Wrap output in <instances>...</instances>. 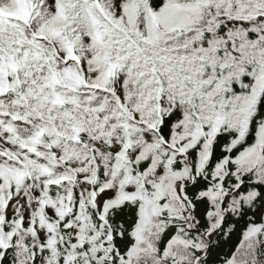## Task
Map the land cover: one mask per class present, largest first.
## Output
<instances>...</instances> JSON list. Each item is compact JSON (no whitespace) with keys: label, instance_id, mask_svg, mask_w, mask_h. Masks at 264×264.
Instances as JSON below:
<instances>
[{"label":"snow or ice","instance_id":"obj_1","mask_svg":"<svg viewBox=\"0 0 264 264\" xmlns=\"http://www.w3.org/2000/svg\"><path fill=\"white\" fill-rule=\"evenodd\" d=\"M0 264H264V0H0Z\"/></svg>","mask_w":264,"mask_h":264}]
</instances>
